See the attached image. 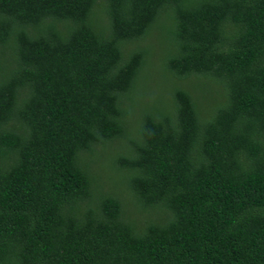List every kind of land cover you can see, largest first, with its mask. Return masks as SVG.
I'll return each mask as SVG.
<instances>
[{
  "label": "trees",
  "instance_id": "obj_1",
  "mask_svg": "<svg viewBox=\"0 0 264 264\" xmlns=\"http://www.w3.org/2000/svg\"><path fill=\"white\" fill-rule=\"evenodd\" d=\"M0 264H264V0H0Z\"/></svg>",
  "mask_w": 264,
  "mask_h": 264
},
{
  "label": "rangeland",
  "instance_id": "obj_2",
  "mask_svg": "<svg viewBox=\"0 0 264 264\" xmlns=\"http://www.w3.org/2000/svg\"><path fill=\"white\" fill-rule=\"evenodd\" d=\"M168 27H171V24H170V23H166L165 29H167ZM165 29H164V30H165ZM169 41L171 42V46H170V48L167 47L166 54L170 53V50H171V48L173 47V44H175L172 38H170ZM106 146H109V145H106ZM106 146H105V147H106ZM105 147H100V149H104ZM96 151H97V150H96ZM117 157H118V156H117ZM114 160H115V159H114Z\"/></svg>",
  "mask_w": 264,
  "mask_h": 264
}]
</instances>
